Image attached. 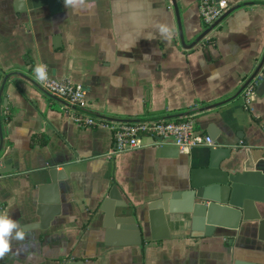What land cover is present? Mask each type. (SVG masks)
<instances>
[{
    "label": "crops",
    "instance_id": "0c3cea01",
    "mask_svg": "<svg viewBox=\"0 0 264 264\" xmlns=\"http://www.w3.org/2000/svg\"><path fill=\"white\" fill-rule=\"evenodd\" d=\"M27 1L0 0V219L15 224L0 237V264H264L254 223L230 240L193 238L182 205L163 223L149 210L187 189L207 148L146 137L112 154L110 129L75 124L76 109L36 81L47 72L82 86L85 113L109 126L213 128L233 158L264 169V94L245 106L241 91L262 61L264 70V0H225L230 11L200 41L209 28L199 0H61L56 14ZM51 169L66 177L55 190ZM38 207L58 210L47 231L29 229ZM131 218L140 244L117 224Z\"/></svg>",
    "mask_w": 264,
    "mask_h": 264
},
{
    "label": "water",
    "instance_id": "95a60500",
    "mask_svg": "<svg viewBox=\"0 0 264 264\" xmlns=\"http://www.w3.org/2000/svg\"><path fill=\"white\" fill-rule=\"evenodd\" d=\"M60 2L61 0H28L27 8L32 10L47 7L51 14H56L61 11ZM227 14L218 19L214 25L220 23ZM213 26L207 29L197 41L205 37ZM262 66L263 61L245 82L241 91L256 75L260 74V81L254 95L261 97L264 94ZM207 134L216 147L207 148V152L195 159V166L189 173L187 189L180 193L162 194L150 205V212L163 223L166 216L178 214L176 207L182 205L183 214L189 216L193 238H211L226 234L229 236L227 239L230 240L235 238V233H238L241 226L254 223L259 240L264 243V169L249 160L233 158L232 148L226 145L225 139H218L213 128H210ZM65 178L63 172L59 173L51 169L47 172L49 185L46 188L55 190L58 182H63ZM109 197L116 199L114 192H111ZM52 203L57 206L58 201L55 200ZM119 207L126 206L123 203ZM42 210L40 207L37 208L35 216L38 221L29 225V229L47 231L59 215L55 208L49 209L51 213L48 215L41 214ZM127 220L120 219L117 222L120 230L137 236L138 244H140L142 233L139 224L135 218H131V221ZM262 253L264 254V250Z\"/></svg>",
    "mask_w": 264,
    "mask_h": 264
},
{
    "label": "built area",
    "instance_id": "2783aa9c",
    "mask_svg": "<svg viewBox=\"0 0 264 264\" xmlns=\"http://www.w3.org/2000/svg\"><path fill=\"white\" fill-rule=\"evenodd\" d=\"M198 10L201 23L210 28L230 11V6L225 0H199ZM36 81L47 95L63 99L76 109L75 115L71 116V121L75 124L82 128L110 129L113 132L112 154L137 150L141 148V140L146 137L154 139L159 145L172 143L181 152L216 147L209 136L196 130L192 121L170 122L161 119L109 126L85 113V89L82 86L57 80L47 72H43ZM259 81L260 74L243 89L242 98L245 106H248L255 96L254 91Z\"/></svg>",
    "mask_w": 264,
    "mask_h": 264
},
{
    "label": "clouds",
    "instance_id": "9594fccd",
    "mask_svg": "<svg viewBox=\"0 0 264 264\" xmlns=\"http://www.w3.org/2000/svg\"><path fill=\"white\" fill-rule=\"evenodd\" d=\"M15 228V224H13L8 219H0V237H6L9 233V230ZM19 235V233H17ZM0 244H3V240L0 239Z\"/></svg>",
    "mask_w": 264,
    "mask_h": 264
}]
</instances>
